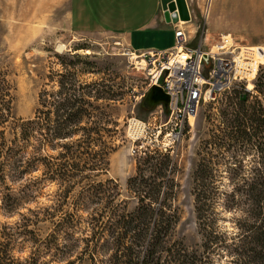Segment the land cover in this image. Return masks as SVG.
I'll return each mask as SVG.
<instances>
[{"label": "rangeland", "instance_id": "1", "mask_svg": "<svg viewBox=\"0 0 264 264\" xmlns=\"http://www.w3.org/2000/svg\"><path fill=\"white\" fill-rule=\"evenodd\" d=\"M186 3L191 17L181 24L188 32L191 46L200 41L204 46H210L222 36H229L227 41L236 46L264 48V0H186ZM72 5L73 0H0V67L7 71L11 85V115L19 119L33 118L39 107V93L43 89L51 93L58 90L60 73L67 86L73 72L76 84L98 82L111 88L117 94L116 100L89 98L93 106H88V111L98 115L106 110L118 120L120 127L123 125L125 134L122 139H116V148L109 155L107 173L88 181L112 179L118 185L119 201H124L127 210L131 211L136 206V199L128 192L127 182L136 174L139 156L147 149L164 151L163 148H167L178 165L174 201L178 220L170 238L184 243L190 250H200L204 237L196 209L194 172L200 155L206 150L209 152L205 155L207 158L221 163L212 180L218 187L210 192L211 197L220 202L208 210V214L204 211L202 216L207 222L212 216L215 218L213 239L222 242L223 232L239 230L235 219L244 222L238 211L223 208V199L236 186L244 190V181L256 180L257 167L261 164L249 144L246 149L236 146L233 161L236 164L231 163V166L242 167L241 170L233 172L224 168L231 162L226 156L225 160L218 159L220 155L215 144L218 137L229 131V123L235 119L239 109L235 91H242L241 86L224 91L213 100L202 101L194 122L186 123L178 139L171 142L167 106L158 104L147 109L143 105L149 78L147 70L135 62L138 57L133 58L140 52L132 51L130 56L115 34L75 27L71 20ZM59 44L64 46L61 50ZM259 63L261 61L254 63L248 79L253 78L258 69L256 78L246 82L249 90L245 105L248 107L256 101L264 106V63L260 66ZM236 74L245 77L243 73ZM108 103L111 106L104 109ZM37 175L40 171L27 177ZM12 186V194L16 195L21 182H14ZM79 188L76 187L72 195ZM58 194L57 183L45 181L31 196L19 200L16 208L7 209L0 201V231L21 224L22 216L31 219L24 229L26 232L14 234L12 255L20 260L35 257L40 263L52 260L49 264H109L111 250L100 247L95 241L94 228L89 223V213L93 214L96 203L83 204L75 223L62 227L58 223L59 217L68 218L74 201L71 197L64 201ZM238 201L245 205L244 198ZM225 258L226 254L215 261L224 263Z\"/></svg>", "mask_w": 264, "mask_h": 264}, {"label": "trees", "instance_id": "2", "mask_svg": "<svg viewBox=\"0 0 264 264\" xmlns=\"http://www.w3.org/2000/svg\"><path fill=\"white\" fill-rule=\"evenodd\" d=\"M7 75L0 67V201L4 207L16 208L19 200L31 196L43 182H55L60 199L65 201L71 197L74 201L68 218L60 215V226L74 224L83 204L96 203L93 214L89 213V223L94 228L95 241L100 247L111 250L109 264H264V106L259 101L249 107L245 105L247 92L235 91L239 99L235 119L229 123V131L214 143L220 155L218 159L225 160L226 156L231 160L224 167L227 170L242 169L231 166V163L236 164L233 162L236 146L251 145L261 159L257 179L244 181V190L236 186L223 199V208L238 211L244 222L235 219L238 231L223 232L225 238L220 243L213 239L214 217L207 222L202 213L208 214L207 211L220 202L211 197L210 192L218 187L212 180L221 163L211 161L205 156L209 152L202 150L204 154L196 165L194 181L204 242L200 250H190L184 243L170 238L178 220L174 205L178 165L167 149H147L139 156L136 174L127 182L128 192L136 199L131 211L124 201H119L118 185L112 179L88 181L107 173L116 139H122L125 134L123 125L120 127L118 120L106 110L98 115L88 111V106H93L91 98L116 100L117 94L111 88L98 82L76 84L73 72L67 86L60 73L58 90L51 93L43 89L39 93L35 116L19 119L11 115V85ZM110 106L108 103L104 109ZM225 152L231 154L224 155ZM36 171H40V175L27 177ZM18 181L21 189L14 195L12 184ZM78 186L80 188L72 195ZM241 198L245 205L238 201ZM22 217L21 224L0 231V264H49L52 260L40 263L35 257L20 260L12 255L14 234L26 232L24 229L31 222ZM224 254V263L215 261Z\"/></svg>", "mask_w": 264, "mask_h": 264}, {"label": "built area", "instance_id": "3", "mask_svg": "<svg viewBox=\"0 0 264 264\" xmlns=\"http://www.w3.org/2000/svg\"><path fill=\"white\" fill-rule=\"evenodd\" d=\"M182 25L178 21L172 23L174 43L171 47L146 50L135 55V59L138 57L135 62L147 70L148 88L157 85L169 97L167 108L170 120L167 124L170 126L171 142L178 139L190 117H195L202 101L213 100L218 94L234 87L241 86L243 92H248L246 82L253 81L258 71L251 79L236 74V58L242 46L234 45L224 36L210 46H204L201 41L191 46L188 32ZM261 52L264 53L263 50ZM128 53L130 56L133 54ZM166 149L163 148L164 151Z\"/></svg>", "mask_w": 264, "mask_h": 264}, {"label": "crops", "instance_id": "4", "mask_svg": "<svg viewBox=\"0 0 264 264\" xmlns=\"http://www.w3.org/2000/svg\"><path fill=\"white\" fill-rule=\"evenodd\" d=\"M72 9L75 27L115 34L130 52L166 49L174 43V29L160 0H73Z\"/></svg>", "mask_w": 264, "mask_h": 264}, {"label": "water", "instance_id": "5", "mask_svg": "<svg viewBox=\"0 0 264 264\" xmlns=\"http://www.w3.org/2000/svg\"><path fill=\"white\" fill-rule=\"evenodd\" d=\"M160 5L167 22L176 23L179 19H190L186 0H160ZM204 58L207 59L206 56ZM168 102V95L157 85L151 86L143 99V105L147 109L153 108L158 104L167 106Z\"/></svg>", "mask_w": 264, "mask_h": 264}, {"label": "bare ground", "instance_id": "6", "mask_svg": "<svg viewBox=\"0 0 264 264\" xmlns=\"http://www.w3.org/2000/svg\"><path fill=\"white\" fill-rule=\"evenodd\" d=\"M184 20L179 19L178 22L181 24ZM227 38L229 36H226ZM230 40V39H229ZM64 46L59 44L58 49L61 50ZM213 50L215 48H212ZM264 48L254 47H241V53L236 58V73H243L245 74V77L250 78V71L254 68V63L257 61H261L260 64L264 63V53H262L260 50ZM89 50H87L88 52ZM133 58H136L134 56ZM194 117L191 116L189 119V123H192ZM136 122V121H135ZM194 122V121H193ZM194 124V123H193Z\"/></svg>", "mask_w": 264, "mask_h": 264}]
</instances>
